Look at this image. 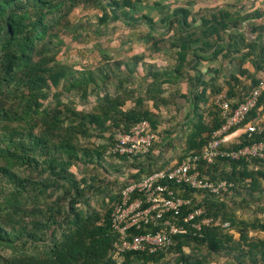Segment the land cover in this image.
Returning <instances> with one entry per match:
<instances>
[{
	"label": "trees",
	"instance_id": "trees-1",
	"mask_svg": "<svg viewBox=\"0 0 264 264\" xmlns=\"http://www.w3.org/2000/svg\"><path fill=\"white\" fill-rule=\"evenodd\" d=\"M127 5L126 0L122 4L119 0H0V264H171L170 256L176 264H211L210 257L223 250L233 257L226 264H264V238H258V233H264V220L240 218L222 198L240 188L258 191L264 161L226 158L213 164L203 162L200 170L204 179L230 183L227 192L206 196L197 204L195 190L173 186L176 193L193 201L179 216H168L179 227L169 249L125 252L116 257L118 234L112 227V212L121 202L123 190L168 168L170 162L164 161L161 151L153 156L155 146L148 154L135 156L113 154L110 149L118 129L127 131L144 120L151 123L153 130L156 128L154 114L145 103L151 99L156 106L161 99L158 95L162 83L157 81L161 74L152 75L153 82L143 95L136 76L142 57L133 58L126 70L117 56L108 52L97 63L83 56L78 61L63 62L58 56L67 45L64 36L73 42L90 40L98 47L102 45L99 40L104 32L88 16L71 20L76 9L101 10L103 23L108 9ZM228 18L229 14L223 13L215 15L214 22L204 21L203 25L209 27L205 35L209 37L229 26ZM195 39L183 35L178 42L181 62ZM253 63L256 72L262 71L264 52ZM252 83L241 100L231 103L232 109L258 85L254 78ZM52 87L56 88L54 93ZM220 91L217 88L213 93L216 96ZM65 94L76 95L83 108L78 109L72 100L65 103ZM229 96H237L234 88ZM91 99L92 106L86 108ZM129 102L133 105L127 108ZM260 107L264 110V92L246 123L260 121ZM211 112L209 120L201 116L188 135L181 161L201 153L225 121L218 106L214 105ZM107 134L109 141L93 146V138H105ZM240 140L231 147L264 141V135L243 134ZM106 155L130 164L133 170L118 192H106L108 186L97 187L95 176L78 179L71 171L80 163L102 165ZM98 194H106L102 211L90 203ZM200 207L204 214L186 221ZM205 218L214 221L203 225ZM224 223L229 227L224 228ZM198 224H202L200 229L195 227ZM152 228L148 230H157ZM231 230L239 233L238 239ZM144 232L147 230L138 231Z\"/></svg>",
	"mask_w": 264,
	"mask_h": 264
},
{
	"label": "crops",
	"instance_id": "crops-1",
	"mask_svg": "<svg viewBox=\"0 0 264 264\" xmlns=\"http://www.w3.org/2000/svg\"><path fill=\"white\" fill-rule=\"evenodd\" d=\"M119 1L122 4L124 0ZM126 2L128 7L108 9L107 20L103 23L101 10H92V13H83L78 17L77 21L88 16L98 25V30L104 32L99 40L101 47L85 46L81 54L94 52L97 63L101 55L108 52L116 55L126 70L133 58L142 57L136 76L140 78L143 95L147 94L148 86L153 82L152 75L161 74L157 76V81L162 83L158 95L160 102L157 101L155 106L150 99L145 107L154 114V130L161 136L160 139L163 137V142L176 141L177 136L182 135L185 137L184 148H187L188 135L201 116H210L219 96L224 95L231 103H236L253 85V78L258 83L264 80V69L256 72L253 63L258 54L264 52V0ZM223 13L229 14L226 19L230 22L229 26L224 29L218 27V33L207 37L205 34H208L209 27L203 25L204 21L212 22L215 15ZM183 35L189 39L196 38V41L189 44L187 57L181 62L178 42ZM214 52H219L216 57ZM146 75L148 80L144 79ZM217 88L221 91L215 96L213 91ZM232 88L237 94L235 99L229 96ZM132 105L129 102L127 108ZM259 112L257 120H264L263 107L259 108ZM243 134L245 127L237 129L232 135L234 142L239 143ZM170 146L177 149L183 144ZM153 152L156 154L159 150L154 149ZM181 156L173 155L169 167L181 163ZM163 159L168 162L165 157Z\"/></svg>",
	"mask_w": 264,
	"mask_h": 264
},
{
	"label": "built area",
	"instance_id": "built-area-1",
	"mask_svg": "<svg viewBox=\"0 0 264 264\" xmlns=\"http://www.w3.org/2000/svg\"><path fill=\"white\" fill-rule=\"evenodd\" d=\"M263 92L264 80H261L235 109H232L231 102L224 95L219 96L217 106L225 121L213 132L211 140L201 153L189 155L181 163L157 171L123 190V198L112 212V227L118 234L116 257L125 252L156 253L169 249L174 244V236L179 233V227L168 216H179L185 206L192 204L193 199L179 195L173 186L182 185L196 192L203 190L215 196L229 190L231 184L227 181L213 182L204 179L200 170L201 163L213 164L219 158L264 161V141L235 149L231 147L235 142L230 136L233 129L241 126L245 127L248 137L264 135V120L246 123L250 113L258 107ZM158 140V133L148 120H144L127 131L118 129L115 144L110 150L119 155H144L152 150ZM133 195L137 197L132 199ZM203 214L204 209L197 208L186 221ZM213 221L212 218H205L202 224L210 225ZM202 224L195 227L200 229ZM151 227L157 230H148ZM223 227L228 228L229 223H224ZM141 230L147 232L138 233Z\"/></svg>",
	"mask_w": 264,
	"mask_h": 264
},
{
	"label": "rangeland",
	"instance_id": "rangeland-1",
	"mask_svg": "<svg viewBox=\"0 0 264 264\" xmlns=\"http://www.w3.org/2000/svg\"><path fill=\"white\" fill-rule=\"evenodd\" d=\"M83 13H92V12L82 10V8L76 9L74 13L71 15V20L76 22L78 17H80V15H83ZM64 39L67 45L63 46V49L58 56V58L62 60L63 62L69 59L76 60L80 58L81 56H83V58L91 62L92 60L95 61L97 59L96 57L97 54H95L94 52L81 54V51H85V46L87 48L89 45H94L93 41L90 42V40H87L86 43L73 42L71 41L69 36H64ZM60 90H61V87H59L58 91ZM55 91H56V88L52 87V93H54ZM62 98L65 103L68 102L69 100H72L74 104L77 105L78 109L81 110L83 108V105L79 101L78 97L74 94H70V95L65 94L63 95ZM93 102H94L93 99H91V104L85 105V107L90 108ZM45 104H47V102ZM207 119L209 120V118ZM109 136L110 135L107 134L105 138H93L92 139L93 146H96L97 144L100 145L105 141H109ZM166 136L167 135H165V138ZM183 137L184 136L182 135L180 136L178 135L177 136L178 139L176 141L175 139H173L172 140L173 142L172 141L166 142V140L164 139L165 142H163V137L162 139H160L161 138L160 136L159 140L154 145L155 146L154 148L158 149L159 152L161 151L162 157L163 158L165 157L166 159H168V161L171 162L173 155L175 156L178 154L180 155L182 154L184 150L185 137L184 138ZM174 144H178V145L183 144V146L175 149L174 147L170 146ZM89 146L93 147L90 144ZM159 152L153 156H157ZM102 161H103L102 165L98 163H95L94 165L80 163L79 165L72 167L71 171L74 174H76L78 179H81L83 177L95 176L97 177V183H96L97 187L108 186L106 192L108 193L118 192L119 190H121L120 187L122 186V184L126 182L127 180H129L127 178L129 174H132L133 172L131 165L130 164L127 165L123 161H121L119 158L112 157L110 155H106L105 159ZM262 170H264V166ZM202 191L203 190L197 191L195 194L196 196H194L197 204L202 203L203 200L206 198V196H209V195L211 196V194H209L208 192H202ZM104 195L98 194L92 197L90 201L91 206L99 210L101 209L103 210L102 198ZM222 198L224 199L225 202L228 203V205L230 206V208H232V210L236 211L237 215L240 218L247 219V220H254L256 218H259L261 220H264V177L261 176V187L258 191H251L250 188H240L237 192L230 191V193L222 196ZM230 232L234 234L236 239L239 238V233L233 230H231ZM252 235H256V233H252ZM258 238L263 239L264 233H258ZM185 252L189 253L190 249L186 248ZM210 258H211L210 259L211 264H226L227 262H230V260H233L232 256L227 255L226 250H223L222 252L214 254V257H210ZM169 260L171 261V264H176L174 257L170 256Z\"/></svg>",
	"mask_w": 264,
	"mask_h": 264
}]
</instances>
